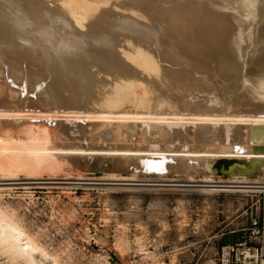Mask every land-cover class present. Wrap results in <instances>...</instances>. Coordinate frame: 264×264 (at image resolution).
I'll return each mask as SVG.
<instances>
[{
    "label": "bare ground",
    "instance_id": "bare-ground-1",
    "mask_svg": "<svg viewBox=\"0 0 264 264\" xmlns=\"http://www.w3.org/2000/svg\"><path fill=\"white\" fill-rule=\"evenodd\" d=\"M68 165L264 194V0H0V181ZM12 190L0 264H61L2 207Z\"/></svg>",
    "mask_w": 264,
    "mask_h": 264
},
{
    "label": "rangeland",
    "instance_id": "rangeland-1",
    "mask_svg": "<svg viewBox=\"0 0 264 264\" xmlns=\"http://www.w3.org/2000/svg\"><path fill=\"white\" fill-rule=\"evenodd\" d=\"M34 95L28 97L35 99ZM84 131L90 135L91 127ZM70 167L54 175L41 173L40 180L19 176L0 181V188L13 189L2 197V207L14 210L39 247L59 257L61 264H209L206 261L215 260L219 247L242 241V230L264 207L263 193L242 197L237 192H218L214 199L183 195L178 190L186 189L187 183L174 174L166 173L164 182H153L151 175L148 180L140 174L137 180L128 171ZM231 187L220 185L218 190H244ZM127 205L138 213L127 217ZM182 226L185 237L178 241L175 231ZM139 230L144 232V238L138 239L141 251L119 252V243H135ZM159 230L166 232L163 243L154 240Z\"/></svg>",
    "mask_w": 264,
    "mask_h": 264
},
{
    "label": "built area",
    "instance_id": "built-area-1",
    "mask_svg": "<svg viewBox=\"0 0 264 264\" xmlns=\"http://www.w3.org/2000/svg\"><path fill=\"white\" fill-rule=\"evenodd\" d=\"M242 231V241L218 248L215 264H264V207Z\"/></svg>",
    "mask_w": 264,
    "mask_h": 264
},
{
    "label": "snow or ice",
    "instance_id": "snow-or-ice-1",
    "mask_svg": "<svg viewBox=\"0 0 264 264\" xmlns=\"http://www.w3.org/2000/svg\"><path fill=\"white\" fill-rule=\"evenodd\" d=\"M237 151H243V150L238 148Z\"/></svg>",
    "mask_w": 264,
    "mask_h": 264
}]
</instances>
